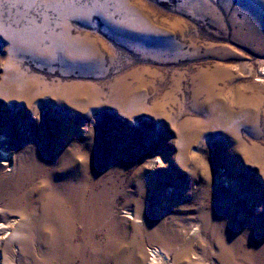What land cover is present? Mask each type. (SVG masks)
Segmentation results:
<instances>
[{"label":"rangeland","instance_id":"rangeland-1","mask_svg":"<svg viewBox=\"0 0 264 264\" xmlns=\"http://www.w3.org/2000/svg\"><path fill=\"white\" fill-rule=\"evenodd\" d=\"M58 151L109 185L141 264H218L213 230L241 264L264 243V0H0V175Z\"/></svg>","mask_w":264,"mask_h":264},{"label":"bare ground","instance_id":"bare-ground-1","mask_svg":"<svg viewBox=\"0 0 264 264\" xmlns=\"http://www.w3.org/2000/svg\"><path fill=\"white\" fill-rule=\"evenodd\" d=\"M69 157L72 154L59 156V151L50 161L45 156L29 155L17 163L16 175L7 176L14 169L9 170V153L2 155L0 168L7 167L8 173L0 175V204L7 222H0V243L10 237L2 255L11 257L14 233L19 230L22 235L17 241L19 254L25 258L23 264H141L145 255L137 240L139 228L133 229L129 239L126 224L114 212L117 206L111 200L109 185H98V177L88 176L86 162L78 165ZM261 165L264 167L263 158ZM152 224L148 218L147 231H151ZM206 233H210L217 249L218 264H237L232 263L228 238H221L217 230ZM148 236L151 242L156 237L159 244L169 243L165 234L154 237L148 232ZM159 255L158 250L149 249L147 264H159ZM188 255L187 250L177 255L175 264H188ZM164 259L166 263L167 257ZM244 259L241 264H264V243ZM0 264L11 263L0 256Z\"/></svg>","mask_w":264,"mask_h":264}]
</instances>
